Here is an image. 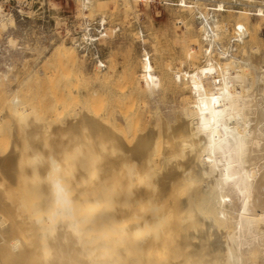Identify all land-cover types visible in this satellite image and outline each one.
<instances>
[{
  "label": "bare ground",
  "instance_id": "bare-ground-1",
  "mask_svg": "<svg viewBox=\"0 0 264 264\" xmlns=\"http://www.w3.org/2000/svg\"><path fill=\"white\" fill-rule=\"evenodd\" d=\"M83 1L84 9L92 7V0ZM197 1L195 5H204ZM224 3H217L213 18H205V21H200L205 10L198 13L195 7L190 9L200 26V38L205 45L201 50L204 64L175 73L165 69L164 78L159 79L153 72L150 55L146 53L141 72L134 77L135 88H143L150 96L157 93L160 84L172 83L180 90H189L191 95L185 98L182 114L174 116L179 119L176 118L174 125L167 118H158L159 121L153 120L151 126L139 130L137 112L133 116L132 112L122 109L108 119V112L114 107L109 111L105 107L93 110L91 105L90 110L87 103L94 96L89 102L85 99L87 105L82 107L85 100H81V104L79 96L74 95L75 98L69 90L71 87H67L65 103L68 106L75 103V107L81 104L82 107L74 110L80 112L79 117L75 114L66 121L67 130L85 127L84 133L86 127L87 130L90 127L88 132L92 136V140L84 139L86 143L91 140L92 145L79 150L77 161L72 160L80 167L79 171L76 169L78 173L73 183L67 181L68 170L62 168L63 160L68 158L66 155L73 153V145L59 144L63 151L57 146L59 149L54 147L51 153L43 152L44 155L49 153L47 162L41 159L38 163L39 159L33 158L35 163L30 160L25 166L22 162L27 155L36 152L40 155L49 144L39 143L44 146L41 150L35 141L40 152L28 141L37 135L26 136L22 142L15 139L16 148H21L22 152L13 149L18 153L11 157L10 153L5 158L16 157V161L9 164L11 159L8 160L3 168V161H0V171L9 173L5 172V167L11 165L7 166L11 171L8 170L15 174L25 167L22 175L17 176L18 179L15 177L12 183L17 186L24 182L26 185L28 179L35 176L32 181L36 185L27 183L29 186H25V191L32 196L35 194L34 197H46V206L50 209L48 214L42 211L45 213L43 221L42 217L31 222V218L39 213L34 212L35 207H39L35 204L41 200L36 203L32 200L35 204L28 215L26 206L31 203L23 206L21 201L16 210L23 206L26 216L10 224L8 220L1 222V241L9 246L1 245L0 250H8L11 256H16V264H264V74L251 62L242 60L240 66L238 56L231 52L234 45L244 43L246 37L249 49H253L257 33L254 29L258 26L250 32L246 20L236 21L229 46H224L220 40L225 23L218 20V13L226 11ZM235 12L264 17L261 6L255 13ZM196 40L195 37V43ZM188 50L186 59L194 64L199 57L193 56L192 48ZM216 51L225 62L214 58ZM249 54L246 53L248 57ZM50 56L64 64L77 60L71 45L55 47ZM97 66L106 68L102 60ZM248 68L258 71L253 77L254 87L245 73ZM95 75L99 81L108 76L107 72L104 75L96 72ZM67 82L64 87L69 84ZM71 84L75 83L70 81ZM70 99L79 101L73 103L72 100L70 105ZM12 103L17 107L18 99L14 98ZM135 119L138 123H134ZM78 125L81 127L75 129ZM69 134L72 135L71 131ZM75 134L76 131L73 137ZM79 135L75 137L82 142L83 137L80 138L81 133ZM83 143L81 145L86 148L87 144ZM76 146L78 148V144ZM22 148H29V153ZM61 153H64L63 157ZM104 159L106 168L110 160L109 169L96 167L101 166L100 161L104 162ZM38 164L40 168L45 164L46 169H41L46 173L37 171ZM68 164L72 165L71 162ZM44 174L48 175V182L37 185L38 177ZM67 174L72 175V172ZM0 195L1 207L6 201L2 193ZM44 201L41 202L44 204ZM30 237L34 240L31 246L28 244ZM24 252L27 254L23 255ZM24 259L33 262L27 263Z\"/></svg>",
  "mask_w": 264,
  "mask_h": 264
},
{
  "label": "rangeland",
  "instance_id": "rangeland-1",
  "mask_svg": "<svg viewBox=\"0 0 264 264\" xmlns=\"http://www.w3.org/2000/svg\"><path fill=\"white\" fill-rule=\"evenodd\" d=\"M83 2V0H0V161H3V164H1L2 168L4 163L7 164L8 160L11 159L10 163L8 162L9 164L14 160L16 161V157H12L14 159L10 158L11 155L22 152L21 148H16L15 139L20 142L26 136L37 135V138L34 136L35 139L31 137L28 141L35 144V147L39 143L49 144V147L47 146L48 148H45L47 150L41 152L44 146L41 147V144H39L40 146L37 147H41V150H37L38 148L36 147V151H40L42 154L32 153L31 155L34 156L27 155L25 162H20L24 163L25 166L35 163L34 159L35 161L39 159L38 163L41 162V159L47 162L50 159L49 153L52 152L54 147L60 148L61 144H71L74 146L72 151L74 154L70 153L71 155L68 154L66 156L70 159L68 163L71 162L72 165L67 163L68 158H63L64 164H62V168L66 171L68 170L67 173L69 171L70 173L72 172V175L66 172L64 174L66 173L67 177L65 178H67V181L73 183L75 174L80 170V167L78 168V165L74 162L77 161L78 151L87 149V147L92 145V136H90L91 132H88L90 127H88V130L86 127L87 131L85 130L83 133L85 127L82 129L80 125L74 126L75 129L80 128L79 130H74L73 128V130H69L72 135L69 134L66 121L75 117V114L79 117L80 112L77 111L80 105L85 99L89 102L91 96H94V99H90L92 101L87 103L88 105L85 100L81 105L82 107L87 105L90 108L92 105L94 107L93 110L105 107L106 111H109L110 107H114L115 111L110 109L112 114L109 113L110 111L108 112V119H111V115L112 118L116 116L117 111L121 109V111L132 112L133 116L137 112L136 118L138 120L135 119L134 123L139 121L137 125V127L140 126L139 130H142L143 127L145 129L147 126H151L153 120L159 121L162 118H167L168 122L174 125L179 120L174 116L178 115L179 117L182 114L185 98L191 95L188 89L180 90L172 83H169L170 85L167 84V86L160 84L159 88H157V93L155 92L150 96L143 88H135L134 77L137 78L139 76L142 59L146 53L150 55L154 65L153 72L159 79L164 78L165 69L175 73L177 71L190 70L192 67L204 64L205 58L201 50L204 49L205 45L200 38V26L194 12L187 8L159 4V0H147L144 3L136 0H92V7L87 9L83 8ZM220 2H225L226 9L225 12L218 13V20H222L225 23V29L222 28L223 39L220 42L224 46H229L234 30L233 24L238 21L246 20L245 22H248L246 23L247 30H251L250 32L258 26L256 30L254 29V32H257L255 36L257 42L254 41L253 46L256 45L252 46L253 49H249L248 43H246L248 38L246 37L244 39L246 45L241 41L238 45H234L231 52L234 56H238L240 66L242 65V60L248 63L251 62L252 65L257 66L258 71L264 74V17L235 12L237 10H246L255 13L257 7L261 6L264 9V0H259V2L258 0H203L202 4L216 7V4ZM97 3H100L101 7ZM104 4L106 5L104 6L105 8L103 7ZM243 17L245 19H241ZM83 19H88L92 22L97 19H104L106 25L107 36L100 38L95 46L89 49L82 48L79 45L80 39L83 38L81 32ZM184 22L187 24H184ZM254 32L253 34L255 35ZM195 37L198 40H196L197 44L194 42ZM199 42L200 44H198ZM240 44H242V48H240ZM65 45H71L75 48L77 60L64 64L63 61H57L50 56L55 47ZM190 48L194 50L193 56L197 57L196 59L199 57V60L194 64H191L186 59ZM246 51L251 53L249 57L246 55L248 53ZM97 58L104 62L106 68L97 66ZM214 58L221 63L225 62V59L217 51L214 53ZM239 68L241 69L242 67ZM257 70L255 68L245 69V73L248 75L247 77L253 87L256 86L252 81L254 80L253 77L255 78L258 73ZM96 72H99L100 75H104L107 72L108 76L105 80L99 81L96 79ZM66 80H68L67 83L69 84L70 81L71 83L74 82L75 84L73 85H75L74 88L76 89H73L72 84H66L67 86L64 87ZM176 80L180 82V80ZM140 86H143L142 82H140ZM67 87L70 88L69 90L73 96H79L81 102L79 106L77 104L79 100L77 99H70L69 101L71 105L72 100L73 103L77 100L76 107L75 103L71 106L65 103ZM77 89L78 92L76 91ZM119 95H122V97L119 98ZM182 96H185L184 100ZM14 98L18 99V108L12 103ZM65 104L71 108L69 110L66 109ZM63 106L66 108H63ZM90 110L92 109L90 108ZM114 112L115 115H113ZM152 115L154 116L153 118L151 117ZM59 128L60 130L62 128V131ZM66 130L68 131V136ZM75 131L78 135L77 137L81 133L82 142L81 139H76V134L73 137ZM91 131L93 132V130ZM86 132H88V136H86ZM86 137L91 138L90 142L86 143ZM83 142L87 144L86 148L81 145ZM76 144H78V148H76ZM13 149L18 152H14ZM26 149H23V151L29 153V148ZM60 150L63 151L62 148ZM47 151L49 153L44 155L43 152ZM8 154H10V157L8 156V159H6L5 157ZM59 155L57 157L60 159L62 153ZM102 161H100L102 165L98 164L96 167L109 169L110 160L107 163V168L104 166L107 162L106 159H104L105 164ZM39 165L37 167H39L40 171H37L46 173L41 169H46L43 167L45 164L41 168ZM7 166L5 167V170H7L4 171L9 173L5 174L0 171V193H2L6 201V204L0 207V225L3 220H8L7 223L10 224L26 216V211L23 207L25 206L24 203L29 202L28 204H30L32 200L36 203L39 199L41 201L44 199L45 203L38 201L37 204H26L28 208L27 215L31 214L29 209L32 210L31 206L33 204L39 206L37 209L35 207L34 212L37 211L39 213L34 216L36 218H31V222L41 219L45 214L42 211L48 214L50 209L46 206V197H39V195L34 197L35 194L32 196L31 193L25 191L27 189L25 186H29V183L30 185H36L32 181L35 176L28 179V184L26 183L25 185L23 182L22 185L18 184L16 186L12 182H15V177L22 175L25 167H22L19 172L15 171L16 173L14 174L10 172L11 168ZM76 169L78 170L77 172ZM31 172L29 173L32 175L33 173ZM38 178V182L36 181L37 185H43L48 182L47 179L49 177L44 174V176L42 175ZM20 202L21 205H24L19 210H16L20 206ZM13 211L16 212L13 214ZM21 212L23 215H21ZM44 219L45 217L41 220L43 221ZM30 241L28 242L29 246L33 244L34 240L30 237ZM1 245L4 247L9 246L7 243L2 242L0 237V247ZM10 254L8 250H0V262L16 264L18 259ZM24 254H27V252H24ZM28 260L24 259L23 261L27 263L33 262V260Z\"/></svg>",
  "mask_w": 264,
  "mask_h": 264
},
{
  "label": "built area",
  "instance_id": "built-area-1",
  "mask_svg": "<svg viewBox=\"0 0 264 264\" xmlns=\"http://www.w3.org/2000/svg\"><path fill=\"white\" fill-rule=\"evenodd\" d=\"M141 3H144L147 0H138ZM197 0H159V4H164V5H169V6H175V7H186L189 9H193L194 7L197 12L199 13L200 11L205 12L204 14H201V20L205 21L210 20L213 18L214 14L212 13L213 11H216L215 6L212 5H195V2ZM202 1V0H199ZM203 2V1H202ZM207 2V1H206ZM81 32L83 35V38L80 39L79 45L82 48H92L95 46L96 42L102 38L107 36V30H106V25L104 19H97L94 22L89 21L88 19H83L82 20V28ZM100 61L98 58L96 59L97 64H100ZM101 68H104L101 66Z\"/></svg>",
  "mask_w": 264,
  "mask_h": 264
}]
</instances>
